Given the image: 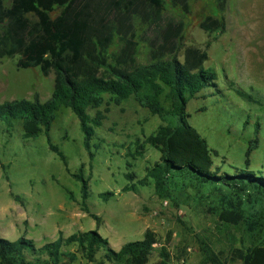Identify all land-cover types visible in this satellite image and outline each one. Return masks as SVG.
<instances>
[{
    "label": "trees",
    "instance_id": "trees-1",
    "mask_svg": "<svg viewBox=\"0 0 264 264\" xmlns=\"http://www.w3.org/2000/svg\"><path fill=\"white\" fill-rule=\"evenodd\" d=\"M193 0H169L172 7L187 12ZM0 0V58L17 56L16 66L39 67L43 75L53 69L54 85L49 98L41 101L19 98L0 103V126L11 128L20 123L23 138L44 133L50 150L67 166V159L49 137L52 122L62 108H69L79 121L83 146L90 159L99 147L97 128L106 119L110 102L120 105L133 97L163 123L147 135L136 153L149 144L160 152L159 160L149 169L159 197L178 207L188 201L203 205L214 224L220 241L232 244L227 251L215 250L209 238H198L203 264H264V174L241 169L233 174L213 168L215 150L189 124L186 105L189 99L209 86H216V74L204 67L207 52L197 47L184 49L178 59L179 41L184 32L182 20L167 16L164 0ZM220 15L205 16L199 27L206 32L224 31L222 12L227 0H214ZM58 10L52 17L51 12ZM29 14L33 17H29ZM137 24L151 29L148 40L149 61L136 63ZM121 45L113 60L108 48L114 38ZM248 99L252 96L238 89ZM108 96V99L105 97ZM104 105V106H103ZM93 110V113H90ZM258 139L246 150L250 152ZM83 203L89 196L88 182L79 170ZM128 177H134L130 173ZM146 180V178H144ZM130 184L123 190H137ZM69 196L71 192L67 190ZM110 192L101 194L107 200ZM15 199L18 196H14ZM183 198V201L181 200ZM88 213L89 210H86ZM98 223L99 218L91 214ZM238 233L240 243L235 245ZM222 236V237H220ZM158 240L147 228L140 240L128 241L114 250L97 230L59 236L37 247L25 236L9 240L0 236L1 264H72L77 251L97 264H145ZM76 245L77 251H63ZM153 264H171V254L160 244Z\"/></svg>",
    "mask_w": 264,
    "mask_h": 264
},
{
    "label": "rangeland",
    "instance_id": "rangeland-1",
    "mask_svg": "<svg viewBox=\"0 0 264 264\" xmlns=\"http://www.w3.org/2000/svg\"><path fill=\"white\" fill-rule=\"evenodd\" d=\"M3 4L8 6V0ZM164 5L167 16L184 24L178 59H183L186 47L200 48L208 56L204 67L216 74V86L202 89L186 105L187 121L216 152L212 155L213 168L220 173L233 174L248 168L264 174V0H227L222 12L226 28L222 32H206L199 27L205 16L220 15L214 0H193L187 12L172 7L169 0H164ZM57 12H51V16ZM152 37L151 29L137 24V64L149 61L147 42ZM120 45L115 37L108 48L110 60ZM16 60L17 56L0 58V103L33 99L35 95L41 101L49 98L54 85L53 69L43 75L39 67H17ZM238 89L252 99L238 94ZM109 108L96 130L94 142L99 147L92 159L83 146L77 117L69 108L57 113L49 137L66 156L67 166L49 149L44 133L23 138L20 123L7 129L0 126V236L9 240L25 236L39 247L59 234L97 230L118 250L128 241L142 239L150 228L158 240L145 264L157 260L160 244L169 250L171 264H203L198 238L205 237L215 250L227 253L232 244L222 236L216 240L214 224L203 205L189 200L188 206L181 203L176 207L159 197L151 183L139 184L141 180L151 181L149 169L159 160L160 152L149 144H144L140 153L136 151L145 137L163 123L160 117L133 97L120 105L110 102ZM256 138L258 144L246 163V150ZM79 170L88 182L85 203L80 181L73 176ZM131 172L134 177L130 179ZM133 183L138 184L136 191L123 190ZM104 192L111 193L107 200L101 196ZM86 210L99 218L98 223ZM234 234L238 245L240 236ZM63 251H77V246L64 247ZM101 254L98 252L92 262L77 251L72 264H97Z\"/></svg>",
    "mask_w": 264,
    "mask_h": 264
},
{
    "label": "built area",
    "instance_id": "built-area-1",
    "mask_svg": "<svg viewBox=\"0 0 264 264\" xmlns=\"http://www.w3.org/2000/svg\"><path fill=\"white\" fill-rule=\"evenodd\" d=\"M164 204L167 205L168 204V201L167 200H164Z\"/></svg>",
    "mask_w": 264,
    "mask_h": 264
}]
</instances>
